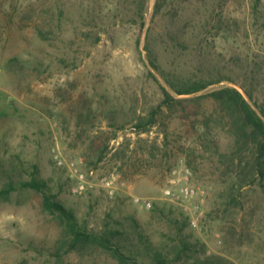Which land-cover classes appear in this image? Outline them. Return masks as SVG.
<instances>
[{
	"label": "rangeland",
	"instance_id": "1",
	"mask_svg": "<svg viewBox=\"0 0 264 264\" xmlns=\"http://www.w3.org/2000/svg\"><path fill=\"white\" fill-rule=\"evenodd\" d=\"M139 1H145L144 28L136 16ZM157 1L0 0V187L28 177L26 170L37 163L89 230L100 232L109 213L131 214L159 244L176 237L174 219H181L180 208L171 214L172 204L161 199L170 168L181 157L191 159L194 183L206 190L202 227L186 230L191 241L200 239L208 254L235 264H264L263 185L246 187L238 206L228 210L220 197L221 165L202 150L188 121L163 117L161 126L146 133L134 128L138 115L162 97L151 72L178 98L186 96H177L165 77L185 82L221 74L236 83L197 95L223 85L245 94L241 85L253 82L257 100L264 102V0H167L156 13ZM148 40L162 72L151 64ZM90 112L82 126L79 115ZM162 124L169 126L167 143ZM218 138L222 151H230L231 137L221 131ZM106 141L104 159L88 166ZM54 151L67 160L82 157L96 170L85 194L73 192ZM112 174L121 176L113 199L102 184ZM132 194L158 199L166 215L140 209ZM61 237L37 192L0 201V264H119L99 249L59 257Z\"/></svg>",
	"mask_w": 264,
	"mask_h": 264
},
{
	"label": "trees",
	"instance_id": "2",
	"mask_svg": "<svg viewBox=\"0 0 264 264\" xmlns=\"http://www.w3.org/2000/svg\"><path fill=\"white\" fill-rule=\"evenodd\" d=\"M167 0H158L156 13ZM145 1H139L136 16L140 19V25L145 27ZM149 38V37H148ZM176 39V38H175ZM174 37L172 41H175ZM183 46L181 42H176ZM151 64L154 69L162 72L156 59V53L152 50L149 40L146 45ZM155 77L161 89V100L151 107L146 115H138L134 125L137 134L150 131L155 126H161L163 117H180L188 121L192 136L199 140L204 152H210L217 157L221 165L218 182L222 186L220 197L224 201L226 209L238 206L243 190L256 184L264 187V102L256 98L255 87L247 84L241 85L245 94L238 88L223 85L207 93H201L212 85H219L225 81L236 83L229 76L218 75L216 77L203 75L185 82L171 81L167 77V83L171 86L176 97L160 80ZM250 80H255L250 75ZM92 113H81L79 122L83 126L91 120ZM165 134V143L169 138L168 124H162ZM87 134L89 129L83 128ZM225 131L233 140L230 151H222L219 133ZM109 141V140H107ZM99 150L97 159H88V166H97L109 151V143ZM121 151L117 150L115 156ZM192 154H195L192 149ZM190 154V155H192ZM188 164L195 169L194 161L189 159ZM93 168V167H92ZM173 166L170 168V172ZM89 169V168H88ZM28 177L21 176L20 181L10 179L0 187V201H10L12 196L34 191L43 198V208L50 213L62 228V237L59 242L57 256L77 253L81 256L91 250H102L109 254L119 264H235L228 259L217 255L208 254V246L200 239L192 242L190 222L185 213L174 205L169 212L174 213L178 209L180 218L174 219L176 237H170L171 241H162L156 244L146 234L142 224L134 215L116 217L109 213L105 217L103 228L100 232L89 230L83 225L73 208L67 207L54 193L48 180L40 171L37 163L30 166ZM153 214L166 215V208L157 204L152 210Z\"/></svg>",
	"mask_w": 264,
	"mask_h": 264
},
{
	"label": "built area",
	"instance_id": "3",
	"mask_svg": "<svg viewBox=\"0 0 264 264\" xmlns=\"http://www.w3.org/2000/svg\"><path fill=\"white\" fill-rule=\"evenodd\" d=\"M54 160L61 168L67 169L73 180V192L76 195L85 194L91 186L90 178L96 170L88 169L85 159L82 157L67 160L63 155L54 151ZM121 181L120 174H112L103 179V187L108 197L113 199L118 192V182ZM206 196V190L194 183V170L183 157L179 158L169 173L168 186L162 193V200L180 208L188 217L190 226L199 230L205 219V211L201 200ZM134 205L140 209L153 210L157 204L155 198L131 195Z\"/></svg>",
	"mask_w": 264,
	"mask_h": 264
}]
</instances>
